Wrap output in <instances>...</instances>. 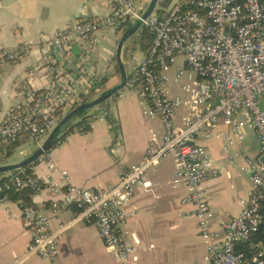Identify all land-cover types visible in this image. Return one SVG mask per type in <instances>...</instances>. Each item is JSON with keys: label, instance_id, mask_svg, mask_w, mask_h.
<instances>
[{"label": "built area", "instance_id": "2783aa9c", "mask_svg": "<svg viewBox=\"0 0 264 264\" xmlns=\"http://www.w3.org/2000/svg\"><path fill=\"white\" fill-rule=\"evenodd\" d=\"M150 1L109 0L108 13L78 20L60 30L52 40V54L44 55L43 62H54L57 55L73 44H81L101 31L125 30L141 19ZM166 1L159 0L153 13L143 21L142 29L152 35L153 42L127 83L145 103L143 114L161 121L162 146L147 149L140 163L124 171L119 182L104 191L71 185L65 171L63 190L62 186L49 183L48 178L42 181L26 168L9 172L5 189L15 192L30 189L34 194L47 191L54 197H62L51 207L53 216L67 208L75 209L78 213L73 222L94 225L118 262L129 264L137 248L127 242L121 229L135 215L127 207L136 189L147 187L146 174L164 159L172 158L173 183L187 187L183 201L192 206L191 215L198 220L201 237L208 242L206 264H264V244L238 247L250 241L264 225V0H170L166 7L162 5L157 10ZM15 58L16 54L2 51L0 64ZM178 58L182 59V65L176 67V79L182 83V94L169 98L168 73ZM79 101V96L73 95L63 82L48 85L40 92L31 85H21L15 103L0 125V143L25 139L40 147L67 114L64 109L75 108ZM181 107L190 112L184 128L176 124ZM99 116L93 115L92 120ZM221 123L227 130L217 132ZM247 129L253 130L260 142L258 158L246 159L243 169L249 174L253 189L249 197L241 200V213L220 221L219 229L214 230L212 222L216 216L202 185L217 179L220 171L213 165L207 149L196 144V140L201 136L204 139L221 136L225 140L223 150L233 162L232 148L244 139ZM50 152L38 161L55 172L58 167ZM6 203L0 200V206ZM22 217L33 231L26 257L37 256L53 264L59 256L60 237L70 225H63L53 233L51 218L33 207L22 208Z\"/></svg>", "mask_w": 264, "mask_h": 264}, {"label": "crops", "instance_id": "0c3cea01", "mask_svg": "<svg viewBox=\"0 0 264 264\" xmlns=\"http://www.w3.org/2000/svg\"><path fill=\"white\" fill-rule=\"evenodd\" d=\"M110 8L109 0H0V53L6 51L17 55V58L0 64V125L15 103L21 85H31L40 92L48 85L63 82L73 95L94 93V99L120 84L115 54L122 30L113 31L120 34L114 49L104 48V36L99 34L98 51L93 52L96 33L57 55L54 62L42 60L44 55L52 54V40L60 30L78 20L102 16ZM130 42L122 56L129 77L145 56L139 50L140 56L133 59V54L126 51ZM89 50L91 54L87 53ZM179 59L168 73L169 98L182 94V83L176 79V67L182 65ZM62 69L65 71L61 72ZM117 93L116 98L112 97L88 112L89 124H92L88 132L75 130L50 152L57 171L51 172L46 163L39 161L33 174L44 181L48 178L49 183L58 184L64 190L62 172L65 171L71 185L104 191L116 185L124 171L140 163L147 149H159L164 135L161 121L143 114L145 103L130 86L126 85ZM70 110L67 108L64 112ZM97 113L101 117L92 120ZM189 118V110L181 107L176 117L177 126L186 127ZM216 130L227 128L221 123ZM224 142L218 135L210 139L201 136L196 140V144L207 149L213 165L220 171L217 179L202 185L216 216L212 222L214 230L219 229L220 221L241 213V200L249 197L253 189L249 174L243 170L246 159H256L260 154L259 138L253 130L247 129L244 139L232 148L233 162L223 150ZM20 143L14 155L4 162L6 152L0 151V166L22 161L31 153L18 159L16 155L36 146L25 139ZM7 174H0V180ZM174 175V160L164 159L146 174L147 187L136 189L127 207L135 215L121 228L127 242L137 248L129 264H206L208 242L201 237L199 222L191 215L192 206L183 201L188 194L187 187L174 185ZM61 199L47 191L32 197L33 208L51 218V232L56 233L61 226L70 225L60 237L59 256L53 264H120L116 254L104 245L94 225L73 222L77 216L75 209L67 208L53 216L51 207ZM32 235L19 203L8 202L0 206V264H48L37 256L26 257Z\"/></svg>", "mask_w": 264, "mask_h": 264}, {"label": "trees", "instance_id": "16d2710c", "mask_svg": "<svg viewBox=\"0 0 264 264\" xmlns=\"http://www.w3.org/2000/svg\"><path fill=\"white\" fill-rule=\"evenodd\" d=\"M132 24L128 25V27L123 30V33L130 27ZM153 42V37L150 33H148L145 29H141V31L136 34L130 44L126 47V51L130 53H134L135 51H141L145 55L150 51L151 45ZM94 93H91L89 95L81 94L79 96V103L83 104L92 99V96ZM118 96V93H116L113 98H116ZM77 106H79L77 104ZM76 106V107H77ZM75 107V108H76ZM73 108V109H75ZM72 109V110H73ZM89 111H86L85 113L79 115L76 119H74L62 132V134L57 138L54 146L52 147L51 150L48 152L52 151L53 149L57 148L60 146L62 143L65 142L67 137L73 133L75 130H79L83 133L88 132L90 130V124H89V117L87 116ZM21 146L20 142L17 143H0V151L6 152L5 157L2 159V162L5 160L9 159L12 157L15 153V151ZM37 146V145H36ZM39 161H36L34 164L26 167L27 172L33 173V168L34 166L38 163ZM7 177L3 178L0 180V200H6L7 202L11 203H19L21 208H26V207H34L32 197L34 193L30 189H25L22 192H15L14 190H6L5 189V183L7 181ZM78 213V211H77ZM264 244V225L263 228L259 233L254 235L250 241L246 243L239 244L238 247H257L258 244Z\"/></svg>", "mask_w": 264, "mask_h": 264}, {"label": "water", "instance_id": "95a60500", "mask_svg": "<svg viewBox=\"0 0 264 264\" xmlns=\"http://www.w3.org/2000/svg\"><path fill=\"white\" fill-rule=\"evenodd\" d=\"M159 0H151L147 10L144 12L141 19L136 21L132 26H130L121 36L118 47L115 54L116 64L118 66L121 82L115 87H112L104 92H102L98 97L91 99L90 101L80 104L75 109L68 112L65 116L61 118L55 128L51 131L45 141L42 143L40 147L36 149L30 156L26 157L22 161L13 164H6L0 166V174L9 173L18 169L26 168L36 161L46 152L52 149L57 138L62 134L63 130L79 115L85 113L86 111H90L97 106H100L111 99L117 92L123 90L129 80V76L125 69L123 63V51L126 44L130 41L132 37H134L139 30L142 29L143 21L146 20L154 11L158 4Z\"/></svg>", "mask_w": 264, "mask_h": 264}, {"label": "rangeland", "instance_id": "374dc122", "mask_svg": "<svg viewBox=\"0 0 264 264\" xmlns=\"http://www.w3.org/2000/svg\"><path fill=\"white\" fill-rule=\"evenodd\" d=\"M169 2H170V0H168V1H166V2H164L163 4H159L158 5V7H157V10L162 6V5H165V7L167 6V4H169ZM162 3V2H161ZM141 30H139L138 32H137V34L140 32ZM99 34L101 35L102 34V36H104L103 37V41H102V46L104 47V48H106V49H114V46L117 44V41H118V39L120 38V34H115V33H113V31L112 30H108V31H101V32H99L96 36L95 35H93V37L95 36V40H96V44L94 43V50H93V52H95V51H98V49H97V44H99V39H100V36H99ZM130 41H131V39H130ZM129 41V42H130ZM130 44V43H129ZM133 54V59H137L139 56H140V51H135L134 53H132ZM182 62V59H179V63H181ZM173 84H175L174 82H172ZM69 110V109H68ZM38 147H36V146H34V147H32L30 150H28V151H26V152H23V153H18L17 155H16V157L15 158H22V157H24L26 154H32L33 153V151L34 150H36ZM30 154V155H31ZM30 155H28V156H30Z\"/></svg>", "mask_w": 264, "mask_h": 264}]
</instances>
